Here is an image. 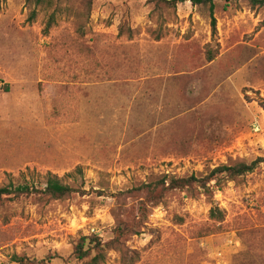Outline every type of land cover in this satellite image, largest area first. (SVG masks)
I'll return each mask as SVG.
<instances>
[{"label":"rangeland","instance_id":"374dc122","mask_svg":"<svg viewBox=\"0 0 264 264\" xmlns=\"http://www.w3.org/2000/svg\"><path fill=\"white\" fill-rule=\"evenodd\" d=\"M0 0V185L52 172L80 190L0 205V263L72 264L112 240L150 178L264 159V8L149 0ZM35 13L32 19V13ZM81 168L83 175L76 173ZM216 205L225 221L210 220ZM107 264H264V163L214 193H171ZM49 259V260H48Z\"/></svg>","mask_w":264,"mask_h":264},{"label":"trees","instance_id":"16d2710c","mask_svg":"<svg viewBox=\"0 0 264 264\" xmlns=\"http://www.w3.org/2000/svg\"><path fill=\"white\" fill-rule=\"evenodd\" d=\"M28 6H36L47 9H54L52 22L55 18V13L61 8L62 0H26ZM92 3L94 0H88ZM158 5H164L170 9L176 8L178 5L191 3L195 7H207L210 9L212 28L216 32V20L214 17L215 8L219 3L228 5L241 0H149ZM252 8H264V0H248ZM35 13H32V19ZM264 163V159H258L251 163L245 161H231L228 164L218 166L214 169H208L205 173L193 174L191 176L178 178L170 175H160L150 178V181L139 191L143 193L144 198L139 203L138 216L131 223H119L112 229V240L103 243L97 237L81 238L73 249L71 258L74 259L72 264H107L109 253L117 250L127 259L124 253V244L122 241L134 235H139L146 228L150 209L164 205L167 197L175 192H187L195 195L198 193L201 196L212 200L214 193L218 189L224 188L230 182H236L243 177L253 174L258 167ZM76 173L83 175L81 168L76 170ZM69 184L64 178L48 172L39 185L31 184L24 181L15 184L12 181L0 185V205L9 202H15L21 198H32L35 203L42 207H47L51 203L64 201L70 198L73 194L78 193L80 187ZM209 218L216 223L225 221L224 212L216 205H213L210 210ZM13 260L18 264H51L50 260H37L27 256L13 257ZM136 262V261H135ZM133 262V264L135 263ZM70 264V263H69ZM130 264V263H129Z\"/></svg>","mask_w":264,"mask_h":264},{"label":"built area","instance_id":"2783aa9c","mask_svg":"<svg viewBox=\"0 0 264 264\" xmlns=\"http://www.w3.org/2000/svg\"><path fill=\"white\" fill-rule=\"evenodd\" d=\"M252 130L253 132L255 133V135H258V136H264V129L262 127V125L260 124L259 121H255L253 126H252ZM1 264V263H0Z\"/></svg>","mask_w":264,"mask_h":264}]
</instances>
